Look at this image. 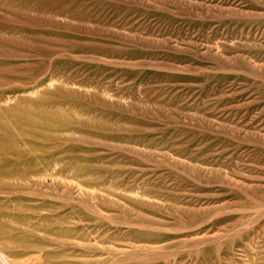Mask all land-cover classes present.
<instances>
[{"label":"rangeland","instance_id":"1","mask_svg":"<svg viewBox=\"0 0 264 264\" xmlns=\"http://www.w3.org/2000/svg\"><path fill=\"white\" fill-rule=\"evenodd\" d=\"M0 249L264 264V0H0Z\"/></svg>","mask_w":264,"mask_h":264},{"label":"bare ground","instance_id":"2","mask_svg":"<svg viewBox=\"0 0 264 264\" xmlns=\"http://www.w3.org/2000/svg\"><path fill=\"white\" fill-rule=\"evenodd\" d=\"M1 250V249H0ZM2 251V250H1ZM0 251V260H2V263H5V261L6 262H8L9 264H10V262H9V260L6 258V256H4V254H2V252Z\"/></svg>","mask_w":264,"mask_h":264}]
</instances>
